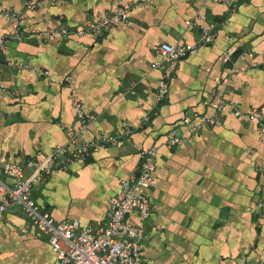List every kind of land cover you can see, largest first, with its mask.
Returning a JSON list of instances; mask_svg holds the SVG:
<instances>
[{
  "label": "crops",
  "instance_id": "0c3cea01",
  "mask_svg": "<svg viewBox=\"0 0 264 264\" xmlns=\"http://www.w3.org/2000/svg\"><path fill=\"white\" fill-rule=\"evenodd\" d=\"M120 4L132 5L130 24L105 37L45 36L82 27ZM5 10L20 14L24 34L0 53L5 162L21 164L28 178V161L38 151L49 154L78 130L77 100L94 117L83 140L131 131L121 145L95 151L37 185L33 198L42 210L81 228L103 225L110 199L138 171L139 148L156 147L155 183L145 192L152 213L127 218L146 230L144 264H264V132L230 109L221 113V126L200 132H188L182 122L184 115L213 114L208 102L218 91L245 113L264 108V0H0V40L14 30ZM209 26L216 40L181 60L169 98L158 107L166 67L159 47L199 44ZM250 50L254 57L244 55ZM233 67L246 70L232 74ZM171 132L184 143L168 148ZM55 261L48 237L20 208L0 217V264Z\"/></svg>",
  "mask_w": 264,
  "mask_h": 264
},
{
  "label": "built area",
  "instance_id": "2783aa9c",
  "mask_svg": "<svg viewBox=\"0 0 264 264\" xmlns=\"http://www.w3.org/2000/svg\"><path fill=\"white\" fill-rule=\"evenodd\" d=\"M25 6L29 9L36 8V5L30 2H26ZM131 9L130 4H120L98 20L88 19L82 27L66 26L59 30H49L45 36L48 40L86 35L102 38L112 29L128 26ZM4 16L11 21L14 30L0 40V53L5 51L10 42L21 41L24 37L20 14L5 10ZM202 31L203 36L199 44H162L159 47L166 67L155 94L158 107L169 98L171 81L181 60L198 53L201 46L210 45L216 40L217 31L213 26L203 27ZM262 38L264 39V34ZM244 55L254 57L255 52L250 50ZM230 59L231 54L227 53L224 61L227 63ZM160 66L153 64L152 68ZM252 67H258V64L253 63ZM245 70L233 67L231 71L232 74H236ZM208 105L213 110L211 115L193 114L182 117L188 132H200L207 126H221L220 115L225 109H230L238 118L258 122L260 130L264 132L262 107L245 113L241 110L239 102L227 100L222 91L214 93ZM73 107L79 123L78 130L68 131L67 143L55 147L49 154L38 151L36 156L28 161V166L32 168L28 178L24 177V167L21 164L8 163L0 157V217L12 208H20L38 229L39 234L48 237L56 254L54 264H144L141 242L146 238V230L142 225L130 224L127 218L136 213L142 219H147L152 213V204L145 192L155 183L158 155L156 147L139 148L141 163L138 171L122 181L120 192L110 199L107 220L97 228H81L77 220L56 221L49 212L42 210L33 198V191L37 185L67 171L75 161H85L102 148L119 146L131 136L130 129H127L121 135H100L83 140L82 137L89 132L94 117L86 111V106L81 101H75ZM149 119L150 117H147L146 121ZM184 141L183 135L171 132L166 137V146L173 148L182 145ZM6 178L10 179L12 184H8ZM22 232L29 235L27 229H23Z\"/></svg>",
  "mask_w": 264,
  "mask_h": 264
},
{
  "label": "water",
  "instance_id": "95a60500",
  "mask_svg": "<svg viewBox=\"0 0 264 264\" xmlns=\"http://www.w3.org/2000/svg\"><path fill=\"white\" fill-rule=\"evenodd\" d=\"M2 57V56H1Z\"/></svg>",
  "mask_w": 264,
  "mask_h": 264
}]
</instances>
